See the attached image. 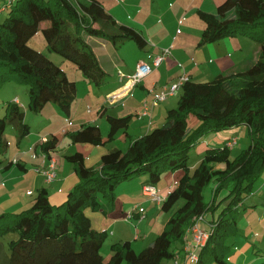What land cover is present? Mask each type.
Wrapping results in <instances>:
<instances>
[{
    "label": "trees",
    "instance_id": "trees-1",
    "mask_svg": "<svg viewBox=\"0 0 264 264\" xmlns=\"http://www.w3.org/2000/svg\"><path fill=\"white\" fill-rule=\"evenodd\" d=\"M4 7L9 14L0 24V87L12 81L26 85L28 108L34 113H41L52 103L69 114L78 90L77 82L60 66L29 46L43 23L47 24L42 31L49 50L73 62L99 87L109 74L86 37L110 41L116 48L128 41H134L142 51L147 46L141 32L118 24L98 0H16L11 4L7 0ZM198 15L205 24L200 46L243 36L260 46L258 61L244 71L219 75L209 82H187L178 106L167 112L164 126L132 139L126 151L106 153L100 168H88L82 153L69 156L80 181L64 203L52 204L48 190L41 189L31 208L0 215V236L16 234L9 242L8 264H163L173 259L176 244L184 241L196 216L215 214L221 203L229 200L217 216L211 215V234L196 264L227 263L240 235L239 207L254 193L264 174V0H225L216 14L198 11ZM22 109L9 102L5 116L0 117V155L8 149L5 133L9 125L14 126L19 143L31 132ZM130 119L110 117L106 141L98 127L84 126L70 135L71 142L105 145L114 141L120 130H128ZM192 119L197 125L190 128ZM244 126L251 137L247 149L232 159L226 145L208 148L191 172L190 151L207 134ZM55 139L43 146V151L53 152ZM215 164L225 168L217 169ZM20 169L24 167L20 165ZM176 171H182L183 177L161 209L170 214L179 201L184 204L170 215L162 233L139 253L129 241L113 244L112 256L105 262L101 251L107 233L93 228L85 209H100L103 197L110 200L107 208L111 209L115 190L122 183L148 175L144 185L157 186L163 174ZM212 182L217 184L212 203L207 204L204 189Z\"/></svg>",
    "mask_w": 264,
    "mask_h": 264
},
{
    "label": "crops",
    "instance_id": "crops-1",
    "mask_svg": "<svg viewBox=\"0 0 264 264\" xmlns=\"http://www.w3.org/2000/svg\"><path fill=\"white\" fill-rule=\"evenodd\" d=\"M98 1L105 7L106 11L114 17L118 24L124 23L119 16V11L121 10L117 7L115 0H112L113 4H110L109 0ZM224 1L225 0H165L163 1L164 6L161 7V10L165 13L164 16H167V19L173 18L174 16L173 19L176 28L177 25L180 27L183 24V20H180L177 23V19L183 16L186 11L189 10L190 15H192L194 11H197V15L198 11L216 14L218 6ZM46 26V23H43L41 25V30ZM166 27L170 28L169 24H167ZM166 27L164 30H161L159 36H149L148 40L143 31L135 28L142 33L147 41V46L143 50L144 57L140 58L139 61L134 64L133 68L132 65L128 66L126 64V60L124 61V59L122 60L119 57L116 46L110 41L97 37H86L87 42L92 46L96 53L102 68L109 74V76L110 74H113L118 66L122 67L123 64L128 68V71H124L123 74L126 76L131 75L135 72L139 62L145 61L152 64L149 55L160 54L165 48L171 49V55L160 67L154 68L153 72L131 92L123 89L125 81H122L120 76H118L117 81L113 80L110 92L105 95V101L107 102V95L112 93L117 94L119 99L112 105L107 102V104L111 106V110L109 111H105V105L101 103V101L97 102L96 106H94L93 103L92 107L89 106L92 102H90V97L94 93V89H91L89 84L93 83L90 81L89 83L86 81H80L81 77L79 76V73H75V76L79 79V82H77V104H79V107L76 105L77 107L73 109L72 106L71 111L68 114V118L72 122V125H68V120H65L62 132H60L59 129H53V127L50 126H43L39 132L45 133V136H42L41 138L46 137L49 140L54 139V137L56 138V149L52 152V155L56 157L58 163L57 179L51 184H48L45 177L40 173L41 169L48 165V161L44 162L41 156L43 149V146L40 143L41 138L32 133V124L27 122L28 118L25 114V122L30 125L31 132L26 138H24V140L20 143L18 142L20 145L24 141L21 145L22 147L12 150V154L14 153L12 157L16 156L18 163H13L9 168L6 167L9 165L10 161L6 164L0 165V215L4 213L16 214L31 208L37 196L34 194L36 191L39 193L41 189L48 190L50 202L52 204L60 205L64 203L69 193L74 190L80 181L75 165L68 160L69 156H72L75 153H82L85 159V165L88 168H100L101 159L106 153L114 149L126 151L129 148L126 146L132 139L150 133L153 131V127L156 129L164 126L166 123L167 112L173 109L172 99H174L176 95L172 96L158 107H153L152 103L154 95L150 93L151 89L156 93H160L165 87L177 82L184 74L187 75L191 81L197 83L209 82L216 79L219 75H232L244 71L253 66L259 59L260 46L246 37L237 36L225 38L212 44L200 46L199 42L204 29L201 34H194L191 28L187 26V34L183 36L184 33L178 35L176 32L170 31ZM151 43L155 44L156 47ZM43 52L44 51H42V53ZM48 58L57 64L56 59L49 56ZM16 98H14V100ZM102 99L104 100V98ZM144 101L148 103L150 113L148 116L140 119L138 114L142 111ZM110 117L117 119L131 118L128 130H120L114 141L110 142V144L106 143L105 145L95 146L88 143L74 144L71 142L70 135L73 132L81 130L84 126L98 127L104 141H106L110 131ZM189 125L193 128L197 125V121L193 120V124ZM240 128L241 129L234 128L219 132L215 138L210 140L211 145H202L199 147V151L205 154V151L208 148L223 147L230 140L238 139L239 135L244 137V128L247 127L244 126ZM65 138L69 139V147L63 146ZM220 140H223V144L215 142ZM20 165L24 167L23 170L20 169ZM182 175V171L166 172L162 176L163 180L161 179L156 188L163 196L167 197L171 189L179 183ZM146 181L147 179L144 178L138 181L137 186L141 187V194L138 193V197H136L138 198L137 200L132 199L134 202L132 210H130L131 206H126L123 195L121 197L118 196V200L115 201V206L112 209L113 213H111V209H108L105 212V214L111 218V220L108 221L107 228L110 226L113 228V231L109 233V235H113V244L129 241L136 252H140V250L142 251L151 245L156 237L162 233L169 219L159 212V210H162L161 205L152 202L149 198L143 195V185ZM29 192H31V195L28 194ZM129 193L131 195V192ZM259 193H262L264 196V191L261 190ZM222 195L224 196L225 193ZM145 203H152L157 207L153 209L154 206L150 209L149 207L144 206ZM141 209L144 210V217L140 215ZM130 211H135L133 218L127 221L130 223L121 222L126 219L127 213ZM211 215L215 217V214L211 213L206 215V227H209L210 219H213ZM102 222L105 221L102 220ZM105 226L106 225L103 224V227ZM254 229L255 228H253V231ZM135 230L138 231L136 236ZM98 231L101 230L98 229ZM103 231L107 232V230ZM262 231L264 232L263 227L258 226L254 232L255 236L259 238L263 233ZM132 235L135 237L133 241V238H131ZM141 240H143L142 243H140ZM185 244L186 242L184 239L183 242L176 244L174 249V253H176L175 256H179L180 258V264H185ZM249 247L250 244H248L243 251H246ZM253 252L256 255H260L259 251L254 250ZM240 255L241 251L236 247L226 264H238L237 258ZM173 259H171L169 264H174ZM163 264L168 263L164 262Z\"/></svg>",
    "mask_w": 264,
    "mask_h": 264
},
{
    "label": "rangeland",
    "instance_id": "rangeland-1",
    "mask_svg": "<svg viewBox=\"0 0 264 264\" xmlns=\"http://www.w3.org/2000/svg\"><path fill=\"white\" fill-rule=\"evenodd\" d=\"M75 2V0H73ZM117 7L121 10L119 11V16L121 18V21H123L124 25L136 28L138 30L143 31L145 34V37L149 38V36L155 35L159 36V33L161 30L165 29L166 25L169 24L168 28L170 31L176 32L178 34V30L181 31V33H184L183 36L187 34V26L191 28L194 34H201L202 30L204 29V23L202 20L199 18L197 15V11H194L192 15H190L189 10L186 11L183 16L179 17L177 19V23L180 20H183V24L179 27V25L176 26L174 25V16L173 18H168L167 16L165 17V13L161 10V7L164 6L165 0H115ZM7 0H0V7H4L6 4ZM173 2V1H171ZM110 4H113L112 0H109ZM165 9V8H164ZM9 10H6L0 15V24L8 17ZM186 15V16H185ZM185 17V19H184ZM196 19V20H195ZM47 25V24H46ZM180 33V34H181ZM178 34V35H180ZM153 46L156 47L155 44L151 43ZM29 46L32 48L38 50V51H44L43 54L46 55L47 57H52L57 60V65L60 66L66 74L69 76L71 80H74L76 82H79V79L75 76V73H79V76L81 77L80 81H86L89 83V81L83 76V74L77 70L76 66L74 65L73 62L67 60L66 58L60 56L58 53L50 51L43 31L40 30L30 41H29ZM117 54L119 57L124 61L126 60V64L128 66L132 65V68L134 64L139 61L140 58H143L144 53L141 49L138 48V45L134 41H128L125 42L124 44H121L117 46ZM166 49V48H165ZM121 70V72H120ZM124 71H128V68H126L123 64L122 67L118 66L113 72V74L108 77L107 82L105 84H102L101 87L96 86L94 84H89L91 89H94V93L91 95L90 99V105L92 107V103L94 106L97 105V102L101 101L105 106V111H109L110 105L107 104L105 101V95L110 92V87L112 85L113 80H118V76H120V73H124ZM208 78V77H207ZM212 78V77H211ZM211 80V79H209ZM78 87V83H77ZM182 95V91L178 92L175 96L174 99H172L173 102V108H176L178 106L179 99ZM18 97L21 105L23 106L22 110L25 112L27 118H28V123L32 124V133L36 134L40 138L42 136H45V133H39L40 129L47 126L53 127V129L60 130L62 132V127L64 121L70 119L68 118V114H66L64 111L61 110L60 107H58L56 104L50 103L41 113H34L29 110L28 105H29V92H28V87L24 84H16L15 82H8L4 84L3 86L0 87V117H4L6 114V107L9 102H13L14 98ZM104 98V100L102 99ZM89 100V99H88ZM103 100V101H102ZM89 102V101H88ZM77 98L76 101L73 105V109L75 107H79V104H77ZM80 103V102H79ZM82 103V101H81ZM77 105V106H76ZM53 107V108H52ZM55 109V110H53ZM88 109V108H87ZM56 111V112H55ZM60 115V116H59ZM106 119V118H105ZM190 124H193V119L191 120ZM191 128V127H190ZM155 127L152 128L154 130ZM239 129H241L239 127ZM245 130V136H240L237 141V145L231 150V155H233L231 158L237 157L242 150L247 149L250 144H251V137L249 133V128H244ZM61 134V133H60ZM218 133H209L207 134L201 143L197 144L192 150L190 151V158L188 165L191 169V172L193 173L194 170L199 166L201 163L200 160L204 157V153L199 151V147L202 145H211L210 140L215 138ZM62 135V134H61ZM140 136V135H138ZM5 139L9 141V144L7 146V151L0 155V165L6 164L9 161H18L16 159V156L12 157V150L13 149H19L22 147L21 145L23 144H18V136L17 132L14 128L13 125H9L7 127L6 133H5ZM205 142V144H204ZM223 144V140L220 141H215ZM110 144V142H108ZM107 143V144H108ZM69 139L65 138L64 139V147H69ZM130 142L127 144V148L129 147ZM217 169H224L225 165L224 164H215ZM183 177V175H182ZM149 179L148 175H144L142 178H136L132 182H124L121 185H119L116 190H115V196L116 199L115 201L118 200V196L121 197L124 195L126 206H131L130 210H132L133 207V200H137L138 198V193L141 194V187H138V181L142 179ZM163 180V178H162ZM216 182L210 183L206 188L204 189V197H205V202L207 204H211L213 200V192L214 188L216 186ZM264 191V174L261 176L259 181L257 182L255 186L254 193L246 198L244 201V205L239 207V216H238V229L240 231V235L234 240L235 246L232 250L234 252L235 248H239L241 251V255L238 256L237 258V263L238 264H264V232L259 238L255 236V230L258 228V226H262L264 229V196L262 193H259L260 191ZM131 192V195L130 193ZM38 192L34 195H37ZM133 199V200H132ZM102 205L100 209L94 210L91 206L87 207L85 209V214L86 216L91 220L93 228L98 230L100 229L101 231L107 230V236L111 231H113L112 226L107 228L108 221L111 220L109 216L105 214V212L109 209L108 204L109 201L108 198L103 197L102 199ZM229 203V200H226L221 203V205L218 207V209L215 211V216H217L223 208H225ZM184 204V201L181 200L179 201L171 211L170 215H172L174 212H176L182 205ZM219 204V203H218ZM111 205V204H110ZM145 207H149L152 209L155 205L152 203H145ZM157 206H155L153 209H155ZM113 208H111V213ZM160 213L164 215V217L169 218L170 215L167 212H164L162 210H159ZM129 213V212H128ZM128 213L126 216L125 220H122L121 222H127L129 221L127 219ZM90 216H88V215ZM207 215V214H206ZM207 217V216H206ZM104 220L105 222H102ZM112 222V221H111ZM103 224L106 226L103 227ZM253 228L254 231H253ZM137 230H135V236L137 234ZM16 238V234H6L3 236H0V264H8V256H9V242L13 239ZM113 235H109L102 247V256L104 258L105 262H108L112 256V250H111V245L113 244L112 242ZM132 241L134 240L135 237L133 235L131 236ZM143 240H141L140 243H142ZM135 243V241H134ZM250 244V247L246 249V251H243V249ZM206 246V245H205ZM2 250V251H1ZM140 250V249H138ZM259 251L260 255L254 254L253 251ZM141 251V250H140ZM139 253V251H138ZM178 253V252H177ZM6 256V257H4ZM185 258V255H184ZM171 260H165V263H170ZM163 262V263H164ZM174 262V259H173ZM125 264V263H124Z\"/></svg>",
    "mask_w": 264,
    "mask_h": 264
},
{
    "label": "built area",
    "instance_id": "built-area-1",
    "mask_svg": "<svg viewBox=\"0 0 264 264\" xmlns=\"http://www.w3.org/2000/svg\"><path fill=\"white\" fill-rule=\"evenodd\" d=\"M16 0H10V4ZM5 11V7L0 8V14ZM181 31L178 30V34ZM171 55V49L166 48L163 49L160 54L153 55L150 54L149 58L152 60V64L147 63L145 61H141L138 63L136 70L131 75H124L120 73V79L125 81L123 85V89L128 92H131L139 83H141L146 77H148L154 68L160 67ZM182 66V65H180ZM190 81V78L187 75H183L179 78L177 82L174 84L165 87L160 93H156L153 89L150 90V93L154 95L153 107H158L160 104L166 102L169 98L176 95L178 92L182 91L183 86ZM107 102L112 105L118 99L119 96L115 93L109 94L106 97ZM16 104L23 107L18 98L14 100ZM150 113L148 103L144 101L142 111L138 114V117L141 119L143 117L148 116ZM68 125H72L71 121H68ZM50 142V140L46 137L41 138V145L45 146ZM237 145L236 139L230 140L226 146L229 149H233ZM41 156L44 162L48 161V165L45 168H42L40 173L45 177V180L48 184L53 183L57 179V159L52 155V151L45 152L42 149ZM13 163H18L15 161ZM31 195V192L28 193ZM143 195L149 198L152 202L161 205L166 200L167 197L163 196L156 186L153 185H144L143 186ZM135 214V211H130L128 213V220H131ZM144 210H140V215L143 216ZM144 217V216H143ZM207 217L206 214L196 216L193 219L192 227L187 231L184 239H185V264H196L199 261V253L201 249L207 244L211 231L209 227H206ZM174 264H180L179 256L174 257Z\"/></svg>",
    "mask_w": 264,
    "mask_h": 264
}]
</instances>
